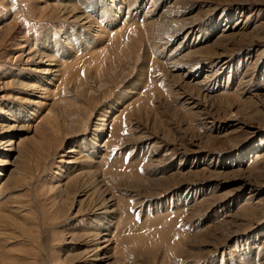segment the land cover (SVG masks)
Instances as JSON below:
<instances>
[{
    "label": "rangeland",
    "instance_id": "374dc122",
    "mask_svg": "<svg viewBox=\"0 0 264 264\" xmlns=\"http://www.w3.org/2000/svg\"><path fill=\"white\" fill-rule=\"evenodd\" d=\"M63 2L0 0V264H86L108 219L92 264H264V0H104L98 32ZM69 29L92 48L51 43ZM35 50L74 82L31 93Z\"/></svg>",
    "mask_w": 264,
    "mask_h": 264
},
{
    "label": "bare ground",
    "instance_id": "6f19581e",
    "mask_svg": "<svg viewBox=\"0 0 264 264\" xmlns=\"http://www.w3.org/2000/svg\"><path fill=\"white\" fill-rule=\"evenodd\" d=\"M103 2H104V0H64V2H63L64 5L54 6L53 10L57 11V12L60 11L62 17H64L67 20H70L72 23H80L82 25V27L85 26L87 29H92L93 28L94 30H97V32H98V29L102 28L103 25L105 24L104 23L105 22V18H106V16H108V14L110 12L109 5L104 4ZM47 9L49 10V7ZM98 11H100V14H98V15H100V18L104 19V20H101V22L98 19H94V20L91 19V15H92L91 12H98ZM146 18L148 19V17L144 16V19L143 20H138L137 24L140 23V24L145 25L146 26V31H149V27H151V25H153L156 20H153V21L152 20L151 21L148 20V23H145V21H146L145 19ZM138 28H140V27H138ZM105 32H108V31H105ZM109 32H112V31H109ZM77 34H79V32H77L76 30L69 29V30L66 31L65 34L60 35V38H62V39L65 38L63 41H62V39L59 38L60 41H52L51 43H54V45L57 46V47L70 45V46H72L74 48H77L74 45L75 42H78L79 39H83L81 37L82 34L79 35V36H77ZM121 34H122V32H121ZM108 35L111 36V33H109ZM150 39H151V36H149L148 42H149V46L152 48V50L155 51L154 49H157L158 51H156V53L158 52L157 53L158 55L165 54L164 50L168 46V43L167 42H163V41H158V40L150 41ZM83 40H88V42H84V44H83L85 46V49L86 50L91 49L92 48V46H91L92 44L90 43L91 40H89V38L83 39ZM29 49L31 51L32 47L29 48ZM178 49H179V47H177L175 49L173 48L174 51L172 52V54H169V57H168L167 60H169L170 58H173V53L177 52ZM159 52H161V53H159ZM187 54H189V52ZM19 56L21 57V56H23V54L22 55L20 54ZM76 59H77V57H76ZM55 61L56 60L53 57L45 55V54H41V53L37 52L36 50L33 53H31V52L29 53V58L27 59V62H35L36 64H39L40 66L41 65L45 66L44 68H39L38 70L34 71V73H36L38 75H35V76L32 75L31 77L26 76V80H29V83L25 84V86H26V88H28L31 91V93H33L35 91L39 92L41 90V88L42 89L44 88L43 86L39 85V82H42L44 84H49V81H52L53 79L56 80V78H57V80L60 79V81H61V79H63L65 74H68V76H69L66 79L67 80L66 82H72L73 81V79L75 78V77H73V74H75V72L67 73V72H64V71L69 69L70 65L77 66V64L74 63V62L68 63L69 68H67V66H65V65L63 67L58 66L57 62H55ZM175 61H177V60H175ZM175 61H174V64H175ZM178 62H179V59H178ZM46 64H48V65H46ZM170 64H172V63H170ZM173 66H175V65H173ZM28 75H30V74H28ZM62 83H63V80H62ZM44 89H46V88H44ZM22 112H25V110H22ZM16 114H17V117L20 116L21 115V111L20 112L18 111ZM106 123H107V116L101 115L99 117V119H98L97 125L95 126V129H94L95 133H93V135H92V139H94V140L91 141L92 144L90 143V148L94 149V150H97L96 154H101L100 150H98V148H99L98 147L99 146L98 145V143H99L98 140H99V137L102 134V132H103L105 126H106ZM9 128H11V127H9ZM12 130L13 129H9L7 131L9 133H6L5 134L6 136H4V138L2 140V144H5V147H6V148L3 149V151L7 150V152H8V151H13L14 150L13 147H12L13 143L9 140V137H8L10 135V133L12 132ZM119 133H121V129L118 126H116L114 128L113 132L111 133L110 139H108L106 144L104 145V147H106V149L104 148L105 152L108 151L107 150L108 147L113 146L114 143H117L116 142L117 141L116 138L119 139V137H120ZM67 153L68 154H75L73 159L77 156V154H81L79 150H76L74 148L69 150ZM106 157L107 156L104 154L102 156V160L105 159ZM9 165L10 164L8 163V161H4V164L2 166L6 167V166H9ZM5 173H6V169H1V171H0V179L1 180H2L3 176L5 175ZM6 179L8 180V178H6ZM110 202H112V201H110ZM110 204L111 203H109L106 200L105 196H104L102 200H100V201L95 203V205L93 206V209H92V214H94L95 216L100 217V218H103V217H105V216H107L109 214L113 215V213H116V211L115 210L112 211L110 209L113 208L115 206V204H113V205H110ZM109 223H110V220L108 219V221L104 225L105 229H107V230L109 228ZM107 230H103L102 233L98 232V233H91L90 234L89 239H88V244L90 245V250L88 252L89 253L88 260L91 259V261H89L88 263L86 262V264H92V263H94L96 261H101L99 256L101 255V253L104 252V250H106V252H104L105 255H108L107 249H108V247L110 245L109 244L107 245L106 243H110V240H106V239L109 236V234L108 235L104 234V232H106ZM104 243H105V245L101 246V244H104ZM104 259L106 260V259H109V258H108V256L107 257L105 256Z\"/></svg>",
    "mask_w": 264,
    "mask_h": 264
}]
</instances>
